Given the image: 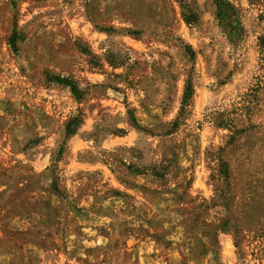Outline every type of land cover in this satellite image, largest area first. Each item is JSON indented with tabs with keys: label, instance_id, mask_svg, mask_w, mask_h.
I'll return each instance as SVG.
<instances>
[{
	"label": "rangeland",
	"instance_id": "obj_1",
	"mask_svg": "<svg viewBox=\"0 0 264 264\" xmlns=\"http://www.w3.org/2000/svg\"><path fill=\"white\" fill-rule=\"evenodd\" d=\"M213 1L0 0V264H264V0Z\"/></svg>",
	"mask_w": 264,
	"mask_h": 264
},
{
	"label": "trees",
	"instance_id": "obj_2",
	"mask_svg": "<svg viewBox=\"0 0 264 264\" xmlns=\"http://www.w3.org/2000/svg\"><path fill=\"white\" fill-rule=\"evenodd\" d=\"M213 6L216 9V13L218 18H220V22L225 24V26L231 30H237L238 29V25L236 24V9L234 8V6L227 0H214L213 1ZM185 22L186 24H191L196 22V16L195 14H188V16H185ZM229 33V32H228ZM18 37L17 34L14 32L10 39H9V45L12 49V52H16L17 51V46H16V41H17ZM190 49L188 48V53ZM51 81L54 83H57L59 85L65 86L69 89L70 93L76 98L79 99L80 98V91L77 89V87L73 84V82H71L68 79L65 78H60V77H52ZM191 97V89H190V85L187 83V86L184 90V94H183V101H182V105L185 106L187 101L190 99ZM134 121V120H133ZM80 123V121H78V119H73L70 122H68V124L66 125V133L68 135H70L71 133H73L75 127ZM135 123V122H134Z\"/></svg>",
	"mask_w": 264,
	"mask_h": 264
}]
</instances>
